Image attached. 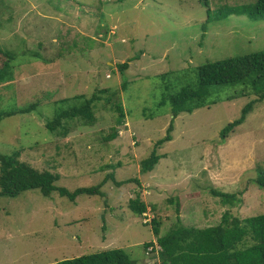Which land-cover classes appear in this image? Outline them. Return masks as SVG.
I'll return each instance as SVG.
<instances>
[{
  "label": "rangeland",
  "instance_id": "obj_1",
  "mask_svg": "<svg viewBox=\"0 0 264 264\" xmlns=\"http://www.w3.org/2000/svg\"><path fill=\"white\" fill-rule=\"evenodd\" d=\"M256 1L0 0V45L14 53L15 73L0 85V112L36 103L28 113L0 114V153H21L71 191L98 185L110 172L114 181L132 179L119 186L111 179L101 193L75 200L39 189L0 195V264H51L117 247L137 264H162L158 251L144 247L156 240L155 216L163 235L178 216L184 225L207 227L226 211L239 218L264 213V189L252 180L264 169V99L220 136L259 99L250 85L212 86L217 102L180 113L173 139L157 148L163 157L152 171L141 169L173 117L169 104L159 106L165 95L196 84L194 71L206 62L264 50V19L248 14ZM103 88L111 91L97 101L94 125L73 120L67 136L49 130L61 99ZM118 99L127 113L121 126ZM114 127L118 136L106 141ZM213 189L235 194V203ZM138 192L149 206L142 216L129 208Z\"/></svg>",
  "mask_w": 264,
  "mask_h": 264
},
{
  "label": "trees",
  "instance_id": "obj_2",
  "mask_svg": "<svg viewBox=\"0 0 264 264\" xmlns=\"http://www.w3.org/2000/svg\"><path fill=\"white\" fill-rule=\"evenodd\" d=\"M248 14L252 18L264 19V0H257ZM13 58L14 53L5 50L0 45V85L15 78V73L11 70ZM120 66L123 71L129 67V63L124 62ZM194 73L198 78L196 84L182 86L175 92L165 95L159 103L160 107L169 104L173 117L167 128V134L156 142L151 154L141 161L143 172L152 171L163 157L157 152V148L173 139L175 119L180 113H192L197 108L217 102L210 98L212 86L246 84L254 88L253 93L259 94V99L249 101L243 107L241 115L224 126L220 132L221 138H227L234 132L239 125L245 122L248 114L254 110L255 104L264 99V50L209 61L198 66ZM173 75H175L174 71L163 73L160 76L163 79ZM110 91L109 88H103L95 91L90 97L79 94L61 99L53 119L47 122V127L57 135L67 136L69 125L73 120H79L86 125H94L97 101L103 98L101 94ZM69 101H72V104L67 106ZM35 105L36 103L18 106L3 114L1 111L0 114L3 117L28 113L35 109ZM114 109L118 112L117 126L125 125L127 113L121 100L114 102ZM156 113L157 111H144V115L151 118L155 117ZM59 128L62 130H58ZM118 132L119 129L114 127L106 141L115 139ZM20 154L19 152L0 153V195L17 196L27 190L39 189L45 196H51L54 191H58L60 195L75 200V197L82 193H101L102 184L111 179L115 180L114 172H110L98 185L78 187L71 191L67 187L56 184L59 179L58 174L50 170H40L22 161ZM252 180L255 185L264 189V169L260 168L258 175ZM127 181H132V179L114 182L119 186ZM213 193L220 196L225 203H235V194L217 189H213ZM129 208L135 214L142 216L148 211L149 206L138 192L136 197L130 199ZM150 222L156 240L144 243V247L145 250L153 247L152 251H158L162 264H264V213L239 218L226 211L218 224L207 227L184 225L178 216L177 224L163 235L161 234L162 219L155 216ZM51 264L137 263L128 252L117 247L74 258H65Z\"/></svg>",
  "mask_w": 264,
  "mask_h": 264
}]
</instances>
